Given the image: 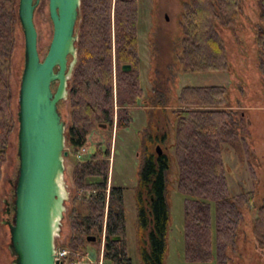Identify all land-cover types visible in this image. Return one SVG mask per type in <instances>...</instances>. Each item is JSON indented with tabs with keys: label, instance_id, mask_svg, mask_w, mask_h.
Masks as SVG:
<instances>
[{
	"label": "trees",
	"instance_id": "obj_1",
	"mask_svg": "<svg viewBox=\"0 0 264 264\" xmlns=\"http://www.w3.org/2000/svg\"><path fill=\"white\" fill-rule=\"evenodd\" d=\"M18 5L19 0H0V180L10 141L18 129L12 89L13 58L21 30ZM258 6L257 45L264 76V0H258ZM240 12L241 0L184 3L179 59L183 75L226 74L230 70L228 50L218 28L237 24ZM139 21L136 0H117L115 7L113 0H81L78 64L69 82L68 143L76 148L83 146L99 123L113 119L116 105L118 129L130 127L133 122L130 108L144 101L145 200L137 203L145 215L144 225L138 224L137 240L143 264H165L170 222L167 199L170 163L163 160L170 158L158 157L156 145L163 144L169 135L166 113L171 110L176 189L185 196L186 264H230L229 253L237 246L238 232L248 216L252 218L253 236L264 246V203L257 206L254 192L232 194L225 161L227 145L238 152L241 148L248 150L247 140L238 132L240 126L248 129V121L242 114L237 121L227 86L182 87L173 105L167 100L169 77L153 79L152 89L145 92L141 83ZM124 65H132L133 70L124 72ZM162 120L165 132L160 135ZM155 160L161 161L160 167L155 166ZM154 176H158L156 181ZM141 185L143 188L142 182ZM123 193V188L114 187L109 248L105 255L112 264H132L125 244L110 239L125 235ZM76 241L68 247L83 251L81 242Z\"/></svg>",
	"mask_w": 264,
	"mask_h": 264
},
{
	"label": "rangeland",
	"instance_id": "obj_2",
	"mask_svg": "<svg viewBox=\"0 0 264 264\" xmlns=\"http://www.w3.org/2000/svg\"><path fill=\"white\" fill-rule=\"evenodd\" d=\"M190 0H139L140 21L138 26L141 83L147 92L152 89L153 79L170 78V93L167 98L173 105L177 92L185 86H227L236 119L240 121V114L248 121V129L240 126L238 132L245 137L248 150L244 148L238 152L233 146L227 145L225 161L228 170L229 185L232 194L254 192L257 206L264 203V76L260 71L259 48L257 45V32L260 27L258 0H241L240 18L237 24L218 31L228 50L230 70L226 73H205L183 75L179 59L181 57V16L183 6ZM156 10V13L154 14ZM168 18V19H167ZM35 25L38 31V49L41 60L48 54L53 38L54 26L49 13V0H41L35 11ZM25 65V38L22 32L18 34L17 49L13 58V97L14 109L18 122V96L21 77ZM157 73V74H156ZM116 94V91H115ZM68 102L60 104V112L64 119L69 120ZM144 101L130 108L134 114L135 122L130 129H122L116 134L115 146L118 149V158L115 159L113 178L114 187L124 189L125 209L127 214V227L122 240L127 247V254L132 264H143L137 240V227L135 218V200L133 198L138 160L135 156L138 145V134L146 128L147 118ZM116 109L119 107L116 105ZM169 119L168 137L159 144L162 151L169 156L171 168L167 172L168 203L170 208V222L168 228V250L165 264H186L185 261V196L176 189L177 169L173 158L174 121L171 110H167ZM162 127L160 135L164 134ZM167 124V121H166ZM242 128V129H241ZM18 129L13 135L7 153V162L3 167L1 179V202L3 218L6 216L5 201L15 200V188L19 175ZM108 134V133H107ZM115 137V129L113 131ZM105 136L101 132L93 133L88 139V155L95 152L96 144L103 142ZM104 143V142H103ZM158 146V145H157ZM156 146V147H157ZM65 151H71L66 143ZM73 162L65 158V174L63 181L68 193L66 211L61 232L56 237V246H70L68 240L69 222L67 217L73 211L70 194L73 191L70 175L73 171ZM121 171V173H120ZM110 184V183H109ZM172 188V190L170 189ZM256 214V212H255ZM248 216L240 228L237 236V246L229 253L230 264H264V246L260 245L253 236L252 218ZM214 220V218H213ZM3 222V219H2ZM0 222V264H13L11 255L10 230ZM84 247L82 252H86ZM86 259L98 261L99 249L89 246ZM74 261V260H73ZM68 261L67 264H73ZM86 261V260H85ZM85 263V262H83ZM107 263V262H106ZM105 263V264H106Z\"/></svg>",
	"mask_w": 264,
	"mask_h": 264
},
{
	"label": "water",
	"instance_id": "obj_3",
	"mask_svg": "<svg viewBox=\"0 0 264 264\" xmlns=\"http://www.w3.org/2000/svg\"><path fill=\"white\" fill-rule=\"evenodd\" d=\"M40 1L19 0L18 5L25 65L17 113L19 175L13 223H9L13 264H60L55 260V240L61 232L68 200L63 181L68 156L66 122L59 103L68 98L69 82L78 64L81 0H49L54 32L44 60L39 54L34 20ZM122 70L129 72L132 66L124 65ZM54 83H58L56 91ZM156 152L159 156L163 153L159 145ZM10 213L9 208L6 214Z\"/></svg>",
	"mask_w": 264,
	"mask_h": 264
},
{
	"label": "flooded vegetation",
	"instance_id": "obj_4",
	"mask_svg": "<svg viewBox=\"0 0 264 264\" xmlns=\"http://www.w3.org/2000/svg\"><path fill=\"white\" fill-rule=\"evenodd\" d=\"M124 1H132V0H124ZM116 2L117 0H113L114 7L116 5ZM136 4L138 5V8H139L140 7L139 0H136ZM155 13H156V10L154 14ZM57 70L58 69H56V71ZM132 70H133V66H132ZM57 87H58V83H54L53 84L54 91H56ZM65 101L68 102V98L64 101H61L59 103V106ZM118 120H119L118 109H116L115 116L113 117V119L112 120L108 119L105 122L99 123L97 125V128L88 135L85 144L77 148L74 146H71V144L68 143L66 135H67L68 127H69V120L68 122L65 120L66 122L65 145L67 143L71 149L70 153L68 152V156L65 158L69 157V159L73 162V166H74L73 171L69 178L71 181L72 188H73V191L71 192L70 197H69L71 199L70 200L71 204L73 205L72 207L73 211L71 212V215L69 214V217H67V220L69 219L68 220L69 222L68 240L70 243H73L74 241L77 243L76 241L77 239L79 242H81L82 246L87 247V249H86V252L84 253L82 251L70 249L68 246L66 247V245L64 244L63 246L69 250V254L62 261L63 264H67V262L71 261L72 258L74 259L73 264H105L107 262L105 259V255L109 248L108 232L110 230L111 221H112V213H113L112 197H113V189H114V186H113V178H114V171H115L114 162H115V159L118 158V155H117L118 149L115 146L116 145L115 141H116L117 132L121 131L118 129ZM134 122L135 120H134V114H133L132 123ZM131 126L125 129H130ZM114 129H115V137L113 135ZM144 130L138 134V145H137L138 149L135 154L138 160V168H137V174L134 176V178H136L135 180L136 182H135L133 198L135 200L134 220H136L137 228H138L139 223L141 225H144V215H145L144 209L142 208V206L141 207L138 206V203H137V200L140 201L141 203L144 202L145 200L144 167H145L146 161H145V147L143 144ZM97 132H101L105 136V140L103 141L104 143L103 142L97 143L95 152L92 155H88L89 136ZM0 151H1V148H0ZM165 155H166L165 152H163L162 155L161 156L158 155V157H162ZM166 156L169 158L168 155ZM163 161H170V160L165 159ZM160 164H161V161L155 160V166L160 167L161 166ZM0 165H1V154H0ZM171 167L172 166L170 164V168ZM154 173L157 174L156 172ZM156 177L158 176L153 177L154 181H156ZM141 182L144 186L143 188H141L142 187ZM154 197L155 195L151 197L152 201ZM124 200H125V197H124ZM4 203L7 206L6 212L10 208L11 213L9 215L5 214L6 216H4L3 218L2 202H1V180H0V222H2V219H3L2 223L6 225V227L9 229V223L10 222L13 223L14 203L9 202L7 200ZM123 212L125 215V227H124L125 229L124 230L126 232L128 212L125 209V203L123 205ZM71 219H73L75 222L72 223ZM76 231L78 232L76 233ZM116 237H120V239L115 240ZM122 237L123 235H116V236L114 235V236H111L110 239L116 243H121L120 241L122 240ZM90 245L95 246L99 249L98 261L92 262L86 259L88 247ZM106 264H112V263L109 260Z\"/></svg>",
	"mask_w": 264,
	"mask_h": 264
},
{
	"label": "built area",
	"instance_id": "obj_5",
	"mask_svg": "<svg viewBox=\"0 0 264 264\" xmlns=\"http://www.w3.org/2000/svg\"><path fill=\"white\" fill-rule=\"evenodd\" d=\"M55 249V260L58 261L60 264H63L62 261L69 254V250L63 245L56 246Z\"/></svg>",
	"mask_w": 264,
	"mask_h": 264
}]
</instances>
